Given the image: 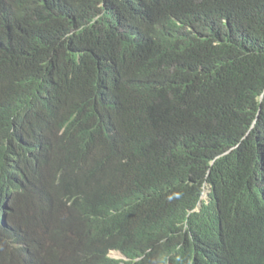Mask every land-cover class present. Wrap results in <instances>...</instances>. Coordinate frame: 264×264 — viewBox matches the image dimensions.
Returning a JSON list of instances; mask_svg holds the SVG:
<instances>
[{"label":"trees","instance_id":"1","mask_svg":"<svg viewBox=\"0 0 264 264\" xmlns=\"http://www.w3.org/2000/svg\"><path fill=\"white\" fill-rule=\"evenodd\" d=\"M0 264H264V0H0Z\"/></svg>","mask_w":264,"mask_h":264},{"label":"clouds","instance_id":"2","mask_svg":"<svg viewBox=\"0 0 264 264\" xmlns=\"http://www.w3.org/2000/svg\"><path fill=\"white\" fill-rule=\"evenodd\" d=\"M205 189H207V188H205ZM208 190V192H209V189H207ZM205 191V190H204ZM203 195H204V192H203V194H202V196H201V202L202 201H205V202H207V200H208V193H207V197L206 198H203ZM201 202H199V204L197 205V208H196V210L195 211H200V206H201ZM250 208H251V210H252V212L254 213V214H259V213H261L258 209H257V204L256 205H251L250 206ZM112 252V251H111ZM111 252L109 253V257H110V254H111ZM115 252H117V251H115ZM119 253V252H118ZM121 256H122V261H124V260H126V258L121 254V253H119ZM111 258V257H110Z\"/></svg>","mask_w":264,"mask_h":264},{"label":"rangeland","instance_id":"3","mask_svg":"<svg viewBox=\"0 0 264 264\" xmlns=\"http://www.w3.org/2000/svg\"><path fill=\"white\" fill-rule=\"evenodd\" d=\"M207 193H208V190L205 189L203 198L207 197ZM110 257L113 259H116V260H122L123 259L122 256L118 252H115V251L111 252Z\"/></svg>","mask_w":264,"mask_h":264}]
</instances>
